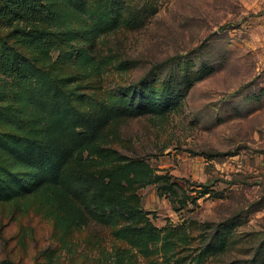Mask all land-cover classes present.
I'll list each match as a JSON object with an SVG mask.
<instances>
[{"label":"rangeland","instance_id":"rangeland-1","mask_svg":"<svg viewBox=\"0 0 264 264\" xmlns=\"http://www.w3.org/2000/svg\"><path fill=\"white\" fill-rule=\"evenodd\" d=\"M42 1L71 13V34L44 55L0 19V53L60 81L110 147L160 176L111 183L66 137L74 162L58 171L59 156L40 154L35 168L66 187L33 185L0 148V264H264V0ZM82 50L103 70L71 59ZM41 89L0 66L6 111L31 121ZM31 126L20 139L43 144ZM15 132L0 119V141Z\"/></svg>","mask_w":264,"mask_h":264},{"label":"trees","instance_id":"trees-1","mask_svg":"<svg viewBox=\"0 0 264 264\" xmlns=\"http://www.w3.org/2000/svg\"><path fill=\"white\" fill-rule=\"evenodd\" d=\"M80 12L93 14V11L88 9H80ZM0 19L9 26L19 23L21 27L15 30L16 34L27 46L44 55L50 52L56 33L71 34V13L68 10L52 9L42 0L0 1ZM71 59H75L84 69L102 71L104 68L103 63L86 50L76 53ZM0 66L6 73L18 75L37 84L39 89H46L30 101L31 121L20 117L15 111L9 112L0 107V119L16 130L13 144L7 145L0 141V148L10 157L19 175L29 176L25 175V172L33 170L30 172V175L35 176L33 185L56 188L62 183L66 187L68 179L65 175H60V172H52L47 166L35 169L40 154L59 156L58 171L74 162L68 158V153L61 151L59 145V140L66 137L71 144V150L78 151L79 159L102 166L104 176L111 183L124 182L128 185L144 186L160 176L142 160L129 158L110 147V138L102 128V122L78 111L61 82L51 83L43 79L38 68L28 58L16 54L10 46H4L0 53ZM154 111L160 113V107L157 106ZM33 123L43 128V144L20 139L22 135L34 131L31 126ZM2 192L3 188L0 190V193Z\"/></svg>","mask_w":264,"mask_h":264}]
</instances>
